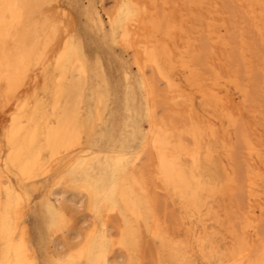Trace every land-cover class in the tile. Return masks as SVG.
I'll return each instance as SVG.
<instances>
[{
  "label": "bare ground",
  "instance_id": "6f19581e",
  "mask_svg": "<svg viewBox=\"0 0 264 264\" xmlns=\"http://www.w3.org/2000/svg\"><path fill=\"white\" fill-rule=\"evenodd\" d=\"M47 1L0 0L2 98L10 100L33 73L29 83L33 99L16 104L0 141V264H40L37 250L47 253L48 240L66 227L72 218L69 214L81 206L93 215V225L83 227L86 221L82 220L68 231L73 238L67 234L64 243L50 240L54 251L44 256L45 264H109L114 248L126 253L124 264H133V252L145 238L158 242L153 249L157 264H264L260 247L250 237L238 236L235 244L220 249L205 226L208 217H216L209 203L217 197H234L227 183L234 184L241 170L238 167L228 175L212 153L214 145L222 141L227 146L224 138L231 139L227 128L231 126L249 146L215 64V50L225 39L211 35L214 28L209 26L208 36L200 39L197 48L186 50L190 45H184L182 77L176 76L166 45H144L134 56L138 77L131 79L130 67L122 66L123 97L118 100L100 61L88 56L83 36L69 32L56 44L61 28L42 14ZM253 5L258 2L247 1L249 8ZM89 10L91 21L103 27L99 11L94 6ZM140 11L132 0H118L108 16L107 36L124 46L135 45L133 31L140 28ZM147 66L151 77L146 75ZM199 68L208 72L201 73ZM180 78L187 85L184 88ZM158 82L164 84L162 96L172 107L166 118L156 114L162 91ZM194 90L199 93L201 111L196 109ZM247 96L243 92L245 100ZM141 154L153 160L154 174L172 203L179 205L182 219L197 220L186 231L191 241L173 239L160 226L155 209L163 205L156 207L158 200L156 205L142 173L130 169ZM49 177L51 185L34 204L36 236L32 239L25 217L37 191L35 185ZM111 213H118L122 221L116 237L107 233L104 220ZM64 245L66 249L60 251Z\"/></svg>",
  "mask_w": 264,
  "mask_h": 264
},
{
  "label": "rangeland",
  "instance_id": "374dc122",
  "mask_svg": "<svg viewBox=\"0 0 264 264\" xmlns=\"http://www.w3.org/2000/svg\"><path fill=\"white\" fill-rule=\"evenodd\" d=\"M117 1L118 0H48L41 9L44 16L56 22L61 28V33L56 41L57 43L55 42L56 44L60 42L64 34L69 32L77 36L80 34V38L83 36L81 40L88 56L92 60L97 59L100 61L107 79L114 88L115 97H118V95L120 97L117 98L118 100L123 97L121 72L123 68L129 66L131 79L133 77H138L139 73L134 65V56H136L137 51L144 45L148 47L166 45L173 56L172 58L175 65L174 70L177 69L175 71L176 76L182 77L180 63L181 60H185V53L183 52L184 45H190V47H186V50L192 51L193 47L194 49L197 48L200 39L208 36L209 26L214 28V33L211 35L225 39L224 44H218L215 50L217 51L215 64L220 70V84L222 89L227 90L224 93H227V97L231 103L230 105L233 106L237 118L240 117L239 122L241 126L239 127L242 128L249 146L247 147V144H243L242 137L240 138V135H237L238 132L236 129L231 126L227 127L230 129L231 139L229 140L227 137L224 138L226 142L228 140L227 146H222V141L216 142L214 145L212 153L226 169L228 175L231 174L233 169L234 171L237 170L238 167L241 170H237L234 184H231V182L227 183L229 188L233 187L234 197H217L211 201L212 203H209L212 210L216 212V217H208L205 226L208 231H212L210 237L211 241L217 244L220 249L235 244L238 236L250 237L255 243L254 246L260 247L261 256L264 261V239H262L264 237V39H262L264 38V0H256L258 6L253 5V9L247 6L248 0H132L141 7L139 17L141 24L140 28H137L135 32L133 31L136 37L135 45L133 46H124L120 44L117 39L112 41L107 36L108 34H106L110 32L108 16L113 13ZM249 1L255 2V0ZM90 3L101 14L103 27H99L91 21L89 9L92 6ZM155 9L157 10L156 12L154 11ZM35 16L41 17L38 13H35ZM253 17L256 18L254 19ZM161 21L164 22L162 23L163 25ZM142 25H145V27ZM256 27H259L261 32ZM65 30L66 32L64 33ZM110 44L111 46H109ZM180 56L184 59H181ZM191 56L192 54L190 57ZM215 64H212L210 67H215ZM199 69L201 73H203L206 68H202L203 70L201 68ZM145 71L147 77H151L148 66ZM205 71L206 73L208 72V70ZM32 74L33 73H30L25 78L24 83L16 89L14 96L10 100L7 101L2 98L0 93V141L6 125L8 124V118L14 111L16 104L25 99H33V90L30 89L29 85ZM203 76L207 77L208 75L206 74ZM180 83L183 88L187 86L182 82V79ZM157 85L162 91H160L161 99H158L156 106V114L159 118L163 116V118H166L168 115L172 114V107L169 101L165 99L166 96H162L164 84L158 82ZM187 90L190 91L188 88ZM245 91H247L248 94L246 100L243 97V92ZM193 92L195 95L196 109L201 111L199 93L196 90ZM161 100L164 102L162 101V103ZM111 106H113V104ZM120 117L119 114L117 119H120ZM211 118L217 122V119L212 116ZM143 127L147 128L146 121L143 122ZM138 145L139 143L135 146ZM249 147L252 148L251 151ZM233 154L236 157H233ZM130 169L141 172L142 177H145H143V181L149 195L154 198L155 204L158 200V206H156L157 204L155 206L160 208L163 205V209H155V216L164 232L170 237H173V239H185V241L190 239L191 241L186 231L193 225H197L198 222L196 219H193L192 223H188L189 221L182 219L179 205L172 203L174 201H172L163 190L160 181L154 174L153 160H150L147 155L141 154L135 166L132 165ZM239 171H241V173ZM50 178L52 179V177H49L48 179L38 180L37 185H35L37 191L32 195L29 211H27L25 217L32 239L36 236L33 230V221L37 216L34 204H37L39 198L45 195L47 188L51 185ZM57 189L58 188H55V190ZM248 189L251 190L249 191ZM162 200L163 202H161ZM166 204L167 206H172V209L169 208V206L167 208ZM174 207L178 208L176 209ZM166 211L169 213L167 214ZM165 214L169 215V217H165ZM69 215L72 218L70 222L67 223L66 227H64L62 231L54 233L53 237L48 240L47 253H45L42 248L37 250L40 264H45L43 261L44 256L54 251L53 244L50 240L53 239V242L64 243L68 231L80 226L82 220H85L87 224L83 227L88 226L89 228L93 225L94 217L84 206L77 208L75 212ZM261 219L262 223H260L261 225L259 226L257 224L261 222ZM104 220L106 221V227L108 229L107 233H109L111 237H116L117 229L122 223L121 217L118 213H111L106 215ZM244 220L247 223H245ZM244 225L246 226L245 228ZM68 235L69 239L73 238L71 233ZM145 239L144 241L146 242L143 245L141 244L140 248L133 252V264H157L158 258L155 249L158 242H153L150 238ZM259 240L262 244L259 243ZM147 242L149 243L147 244ZM144 245L147 246L148 250L154 249L155 251L151 250V252L149 251V253L146 254L148 250ZM148 245H150L151 248L148 247ZM142 246L145 248L144 250L147 251H142L141 253L140 249L143 250V248H141ZM65 249V245L59 248L60 251H64ZM112 251L109 254V264H124L123 259L126 258V253L118 248H114ZM141 254H143V256ZM154 255L156 260H154Z\"/></svg>",
  "mask_w": 264,
  "mask_h": 264
}]
</instances>
